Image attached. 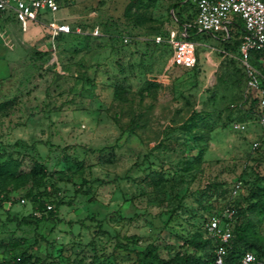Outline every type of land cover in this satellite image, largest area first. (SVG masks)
<instances>
[{"label": "rangeland", "instance_id": "obj_1", "mask_svg": "<svg viewBox=\"0 0 264 264\" xmlns=\"http://www.w3.org/2000/svg\"><path fill=\"white\" fill-rule=\"evenodd\" d=\"M131 1L63 0L42 17L66 14L70 34L33 25L0 36V161L17 159L23 176L0 187V264L21 254L41 264H155L154 254L184 250L204 217L228 201L255 202L250 189L264 187V128L238 55L199 32L196 66L173 65L171 47L154 39L180 32L174 14L186 18L188 6L136 0L125 15ZM258 64L264 75V58ZM36 162L44 174H30ZM28 193L47 209L72 204L36 222ZM247 216L264 240V212Z\"/></svg>", "mask_w": 264, "mask_h": 264}, {"label": "built area", "instance_id": "obj_2", "mask_svg": "<svg viewBox=\"0 0 264 264\" xmlns=\"http://www.w3.org/2000/svg\"><path fill=\"white\" fill-rule=\"evenodd\" d=\"M63 2V0H61ZM74 3L76 0H66ZM190 2L196 11L193 26L199 32L218 34L222 39H228L235 30L237 21L241 20L242 28L238 44V60L245 74V86L257 101L258 122L264 128V75L251 62L253 52L264 51V0H185ZM60 9L57 0H0V21L12 18L24 29L29 23L39 22L43 13H55ZM52 35L73 32L69 24L50 20L45 25ZM4 35L0 26V36ZM128 37L123 36V43L128 42ZM155 42L166 41L171 49L172 64L178 67L191 68L197 62L196 43L187 39L186 29L181 32L171 31L166 39L155 37ZM9 47L12 43L5 40ZM234 129L242 131L245 125L233 124ZM254 147L257 146L255 142ZM242 190L240 181L232 188V196ZM22 202L24 200H21ZM50 208V206H47ZM234 210H226L218 214L213 213L204 223L206 236L212 238L218 245L216 247L215 264H264L253 251H245L235 263L226 262L227 244L232 236L231 223L224 216L231 219Z\"/></svg>", "mask_w": 264, "mask_h": 264}, {"label": "trees", "instance_id": "obj_3", "mask_svg": "<svg viewBox=\"0 0 264 264\" xmlns=\"http://www.w3.org/2000/svg\"><path fill=\"white\" fill-rule=\"evenodd\" d=\"M183 1L185 6H188V12L186 18H179L174 14L175 21L178 23V27L181 30L186 29L187 39L192 40L191 38L196 36L199 31L193 26V19L195 17V9L194 6L185 0ZM60 4L61 0H57ZM137 6L136 0H132L129 2L124 10V14L128 15L130 10L133 7ZM175 7V6H174ZM143 18L138 16L135 20V23L138 24L141 22ZM242 22L241 20L237 21V26L234 31L230 33V37L228 39H222V42L225 43V48L228 52L233 51L238 55V44H239V36L241 34ZM70 34V33H67ZM157 36H161L163 39H166L169 36V31H164L162 34ZM166 45L170 46L166 41H162ZM226 52V51H225ZM264 58V51L261 52H253L251 54V62L258 68L260 59ZM197 63V62H196ZM196 64L191 67L194 68ZM240 75L244 77L245 74L243 71L240 70ZM154 83H148L149 86H153ZM245 99L249 102V110L253 107H257L256 98L252 96L250 92H247ZM6 103V102H4ZM160 143L156 144L154 148H159ZM46 170L44 166L36 162L34 167L31 169V175L37 174H44ZM23 178L22 174L20 173V162L17 159H8L0 161V187L8 180H18ZM54 187V185H53ZM56 192L59 190L54 188ZM46 194H48L45 191ZM31 196L33 201L34 209L41 211L40 216H34L30 214L29 217H33L36 222L42 220H53L56 217L57 208L61 205H71V201H65L62 198H59L54 205V208H46L43 204V200H39L38 198L40 194H27ZM262 196H264V187L259 189L251 188L249 191L248 198H255V202L247 203L246 205L242 203L241 199H235L233 201H228L226 203V210H234V214L231 219L224 216L226 221H230L231 223V233L232 236L227 244V252H226V262L227 263H235L239 260L242 254L245 251H253L256 253L260 258L264 259V240H261L259 236H257L254 231L252 230V221L247 216L248 213H253L255 211H262L264 212V202L262 200ZM261 197V198H260ZM225 211V210H224ZM27 218H23L21 221H25ZM206 217H204L202 229H198L196 232L188 236L184 239L183 243L185 245L184 250L176 251L174 254L170 255L168 258H161L158 255L154 254L155 264H215L216 259V247L217 243L210 237L206 236L204 230V223L206 221ZM21 224V222H17V224ZM19 242V239H15V242L11 243V246H16ZM152 256L151 251H148L144 258L148 259V257ZM16 264H41L37 259L30 260L29 256H24L21 254L18 259L15 261ZM141 264H146L141 262ZM147 264H152L151 262Z\"/></svg>", "mask_w": 264, "mask_h": 264}, {"label": "crops", "instance_id": "obj_4", "mask_svg": "<svg viewBox=\"0 0 264 264\" xmlns=\"http://www.w3.org/2000/svg\"><path fill=\"white\" fill-rule=\"evenodd\" d=\"M47 14V13H46ZM67 17V15L65 14V16H64V18H61V19H54V18H52L51 20H57V21H59V22H63L62 21V19H65ZM48 21H50L49 19H44L42 16H40L39 17V22H35V23H29L28 25H27V27L26 28H22L21 26H20V24L18 23V22H16L14 19H12V18H7L6 20H4V21H0V26H1V29L3 30V32H4V35L5 36H7L9 33L11 34L12 32L14 33L15 32V29L17 28V27H19L22 31H27V29H28V27L29 26H33V25H42L43 27H45L46 29H47V31H49V33H51L50 32V30L45 26L46 25V23L48 22ZM180 29V28H179ZM171 31H177V32H179L178 30H170L169 32H171ZM182 30L180 29V32H181ZM39 32H40V30H39ZM38 33V32H37ZM35 34L36 33H34L33 34V36H35ZM30 41V40H29ZM5 44V43H4ZM6 45V44H5ZM14 45L12 44V46L11 47H13ZM262 59H260V61H261Z\"/></svg>", "mask_w": 264, "mask_h": 264}]
</instances>
